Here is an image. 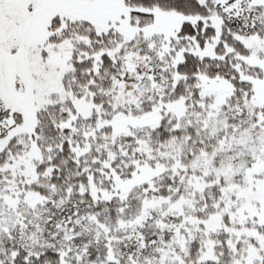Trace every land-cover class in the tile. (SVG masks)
<instances>
[{"label":"snow or ice","instance_id":"1","mask_svg":"<svg viewBox=\"0 0 264 264\" xmlns=\"http://www.w3.org/2000/svg\"><path fill=\"white\" fill-rule=\"evenodd\" d=\"M0 264H264V0H0Z\"/></svg>","mask_w":264,"mask_h":264}]
</instances>
